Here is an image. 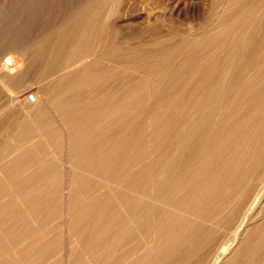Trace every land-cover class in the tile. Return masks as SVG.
Returning a JSON list of instances; mask_svg holds the SVG:
<instances>
[{"label": "rangeland", "instance_id": "rangeland-1", "mask_svg": "<svg viewBox=\"0 0 264 264\" xmlns=\"http://www.w3.org/2000/svg\"><path fill=\"white\" fill-rule=\"evenodd\" d=\"M75 1L83 2V0H75ZM118 1L120 3V6H119V4H116ZM221 1L222 0H110V1L104 0L103 7L105 6V8H103V11H105L106 14L111 12V14L109 13L106 17V19L109 20L108 22L110 24V28L105 33V36L107 38L106 44H108L107 45L108 48L113 47V45L110 46L108 40H110L112 38L113 34H116V40L114 42L115 43L114 45L120 47L122 44H124L121 46V48H122L121 51L125 52L126 56L128 55V56L136 57L135 58L136 61H135L134 65H132V64L127 65V64H124L123 61H118V60H115L114 62H112L110 59L102 58L101 52L99 53L95 49H94L95 51L93 50V52H91L90 55L84 56L81 54L79 57V61H77L76 60V57H77L76 54L78 52V49H76V48L71 49L69 52L70 53L69 56L74 61V62L72 61L71 64L74 66V68L85 69L86 73L84 75L86 76L85 78H87V73L90 70L91 63L96 61V59H99L100 63L98 64V66L94 67L96 69V71L92 70L91 76H92V80H94L95 83L99 85V88L100 87L101 88L99 91H96L95 94H91L92 97L93 96L100 97L101 95L104 96L105 93L107 95H112L114 93H115V95H117L118 91H122L123 96L125 94H127V95L128 94L139 95L140 92H143V91L144 92L146 91L147 94L150 92V96L146 97L147 101L145 100L144 102H142L141 106H139V108H140V109L138 108L139 112L138 111L135 113L133 112V114L134 115L138 114L139 116H141V115L144 116L147 113L146 114L147 116H150V115L159 116L162 119V121L164 122V124L168 125V126L165 125L168 130H167V132H165L161 135L160 130L159 131L156 130L155 127H151L148 129L149 121L151 119L149 120L150 117L144 116V118H142V119H143V121L145 120V128H144L145 130H143L144 132L140 131V133L138 134L139 137H137L138 145L141 146V150L137 156L139 160L137 161L136 159H134V157L132 156L133 152L128 151L126 149V147L120 148L121 151L119 150L120 151L119 154L114 156V158L112 160L107 161L106 165H102V167H100V170L97 173H94L93 175L89 174V177L91 179H93L94 181L96 180V182L98 184H101V185L97 191H95L93 193H87V194L80 191L79 185L74 182L73 175L71 177V174L76 173L78 171V168H80V167H78V166L76 167L75 165H73L71 163L72 162L71 160L73 159V154H71L69 151L70 150V142H69L68 137H67L68 134H67V132H65L66 129L64 130L63 133L58 134L59 135L58 141L59 142L61 140L62 141L60 142L59 146H57V147L53 146L48 141L51 139V136L45 135L42 133V131H40V130L37 131V129H35L33 131L35 133L34 134L35 135L34 141L30 142L31 145H29L30 143L26 144L27 146L25 145V147L30 148V149L29 150L20 149L21 151L20 150H17V151L14 150V152H13V150L12 151L11 150L6 151V149H4V148H6L5 146H6V143L8 142V139H6V138L7 137L9 138V135L6 133V130H2V132L0 134V160L3 159L2 158L3 156H4V159L1 162L2 164L0 163L1 164L0 165V172H2V173H0V183L2 184V185L0 184V202H4L6 200L12 199L15 196L13 198L14 200L16 198H18L20 200V198H21L22 200L20 201L21 202L20 205L26 206V204H24V205L22 204L23 203L22 193L20 194L18 192L20 191V188L22 191V187H23L24 191L26 190L25 192H27L29 187H31L32 184H33L32 186H34L36 183L38 184V186H40V185L44 186L43 185L44 183H45V185L49 184V187L58 186V191L56 192L55 190L50 189V190L45 191L44 195L42 196V198H44V201H52V203H50V209H48V211H45L46 216H43L41 214H36V215L34 214L33 215L31 213H24L23 214L22 217H23V219H24V217L26 218L27 223L19 224L21 227L18 226L17 229L15 230L16 232L13 231L17 235L13 232L9 233L7 230L9 227L13 228L15 226V223H17L18 218L21 217V214L13 213V214L8 215L5 212H2V213L0 212V215H1L0 216V232H2V233H0V249H1L0 253H2V254H0V264H7V263H5V262H7V260L10 262L12 261L11 264H25V262L23 260H27V259H29V263H30L32 261H35L38 258V255L34 254L33 252L35 250H37L39 252L40 248H43L46 251H49V250H52L53 252L55 251L53 253L52 257L49 258V260L47 261L48 264L49 263L50 264H53V263L54 264H72L76 258L80 257V255H82L81 259H84V261L86 262L89 258H87L88 257L87 253L82 251L83 250V242L80 239H78L77 234L85 233L87 228L85 226L76 224V221L73 220V219H75V215H74L75 211L78 210L79 208H81V209L87 208V210H89V212L86 213L87 218L89 217L88 220H90V222L93 224V227H95V228L99 227L98 230H99L101 236H99V238H97L98 242L102 241L103 238H109L110 242L116 241V239H118L119 236L123 235V231H122L123 225H125V226L132 225L133 228L136 226L134 223H132L130 221L127 222L126 217H128V213L126 211L127 210L126 208H127L128 203H126L121 198H119L120 195L118 196L119 193H117V192H125V194L127 196H128V194L131 193L129 186H128V183L121 184V181H124V180L128 181L129 178H132V177H134L133 179L139 180L140 184L146 185L149 192L152 189V187H151L152 184H154V186L156 187L159 184L166 183L168 188L166 189V192H160V195L166 197L170 203L173 201L172 202L173 204L176 202L179 205V207L181 205V212H182L181 215L182 214L185 215L184 213H187L188 215H185V216H187L189 219L194 218L195 215H193V214L195 212L200 213V215L204 216V218H210V215L212 212L219 210L217 217H219L220 215H221V217L218 218V221L216 222L217 224L215 226V227H218V226L219 227L216 228V230L214 229V233L219 239H220V237L223 236L222 241L223 240L224 241L223 242L220 241L221 243L219 242L218 246L221 245V246H224V248L225 247L230 248L229 251L227 252L228 255L226 254L225 258H222L223 260L221 259L225 263H229L234 259L237 250L248 239L247 235L249 234V232L252 229L264 228V200H263V204L261 205L262 207H260V209H258V210L256 208V210H255L256 212L253 211L250 214V218L249 217L247 218V215L238 216V214H235V216L233 217V220L231 222H229L230 220L228 218L226 219V217L228 215H229L228 217H230L231 215L233 216V214H230V213H232L231 212L232 209L229 206L230 205V203H229L230 197L233 196V192H232L231 187L235 183V180L238 178H241V174H243V172L248 170L247 169L248 167L256 168V170L260 168L259 171H261V182L259 184L260 185L259 191L262 193L259 195V197L262 196L264 198V188H263L264 187L263 186V184H264V173H263L264 172V164H263L264 163V147H263L264 146V51H263L264 45L262 43L260 45L256 43L258 37L260 38L262 36V33L264 36V31L261 30L260 23L258 21L261 18V14H260L261 4L259 3V0H237V1L226 0L227 2H225L223 5H219V3ZM234 4H235V6H234ZM116 6H117V9H116ZM118 6H119V8H118ZM113 7H114V9H113ZM111 9H113V10H111ZM241 11H242V13H241ZM5 14H6V7L4 4V0H0V30L3 29L5 26V23H4ZM115 14H117V15H115ZM246 19L251 20V22L246 23ZM47 22L48 21H44L43 27H41L40 32H39L40 34L47 33L46 29L49 27ZM225 22H227L228 24H231L230 22H232V24L233 23L237 24L235 31L223 34L224 35L223 39H224V41H226V42H224V43H226L225 44L226 46L224 48H227V47L232 48L233 47V49L236 50V53L232 54V55L225 53V56L222 57V59L217 64V67L219 68V74L220 75L218 77H212V78L210 77L209 78L210 82L214 83V88L217 87L214 90V92L212 91L211 94L207 98L201 99V100H198L196 95L194 94V98L189 97L191 102L189 101L188 104H183V98L188 94L190 95L194 91L196 86H198L200 84L199 73L204 72V70H207L208 67L212 66L211 60L215 57V55H220V52L218 51L217 54H215L216 49L207 50V49L193 48L192 42H187V44L179 46L178 45L179 40L182 39V37H184V36L189 37L190 40H193V39L198 40L199 38L203 39L204 37H206L207 35L210 34L209 31L211 29H214V28H216L215 30L222 29L225 26ZM52 23H54V22H52ZM55 24L57 25V23H55ZM200 29H202L203 31ZM248 29H250V30H248ZM117 34H118V37H117ZM182 35H184V36H182ZM126 45H128V46H126ZM138 48L148 50V51H150V54H148L147 57H143L138 53V51H139ZM250 50H253V52L249 58L248 52ZM221 51H222V53L225 52L223 48L221 49ZM15 56L18 57V54L17 55L15 54ZM85 61H86V63H85ZM156 63H157V65H156ZM203 66H205L204 69H203ZM135 68H137V69H135ZM98 71H100V72H98ZM108 71L111 72V74L114 73L113 74V80H111V81H106L104 78H101L102 75L106 74ZM258 71L261 72V75H259ZM116 72H118V73H116ZM97 73H98V75H97ZM160 74H162L163 76ZM115 75L117 76L116 78H115ZM195 75H196V77H195ZM136 76L137 77L141 76V77H139L137 79ZM156 77H157V79H156ZM100 79H102V80H100ZM131 80H132V82H131ZM209 80H207V81H209ZM28 82H27L28 84L26 83L27 84V86H26L27 87V93L26 94H29V95H27V97H29L30 100H33L34 99L33 98V93H34L33 89H39L40 85H39V82H37L35 80L33 81V79H31ZM112 82H113V84H111ZM117 83L120 87L117 85ZM119 83H121V84H119ZM156 83H158V84H156ZM155 84H156V86H155ZM153 85H154V87H153ZM250 85H252V86H250ZM147 86L150 88L148 89ZM33 87H35V88H33ZM122 88H125V89H122ZM147 89H148V91H147ZM169 89H172V90L170 91ZM163 90L166 91V94H164V96L162 95ZM187 90H188V92H186ZM216 90H218V91H216ZM7 91L4 88L2 89L3 96L0 99V109L8 107V106H10V107L14 106V103H15V100L13 98L14 93L11 91H9V92H7ZM125 92H127V93H125ZM184 92H185V95H184ZM153 93H158V95L153 97L151 95ZM160 93H161V95H160ZM115 95H113V96H115ZM158 98L159 99L161 98V99L159 100ZM165 98H166V100L168 99L167 100L168 103H167V101H165ZM191 98H192V100H191ZM20 100L23 101L22 98ZM123 101L125 103V102H128L129 99L124 98ZM154 101H155V103H154ZM163 101H164V103H163ZM197 101H200V103H198ZM234 101L236 102L235 106L233 105ZM149 102H151V103H149ZM157 102H159V103H157ZM23 103H24V101L22 102V104ZM144 103H146V104H144ZM181 104H182V106H180ZM156 105H157V107L158 106L159 107L157 108ZM168 107L170 110H167ZM192 107H194V108H192ZM144 109H145V112H142ZM176 110H177V112H175ZM161 111H163V112H161ZM126 112H128V113H126ZM196 112H198V113L196 114ZM124 113H126L127 115ZM182 113L185 114V116L190 114L189 116H187V122L190 119L189 122L191 121L190 122L191 124L190 123L186 124V126L182 125L183 123H181V118H180ZM133 114L129 110L123 112V120L125 118V121H123V125L121 127H119V128L117 127L118 130L121 129L120 136L123 135V132H126L125 134H129L130 131L134 127L139 125L138 120L132 119V117L134 116ZM0 115H1V113H0ZM126 116H127V118H126ZM172 117H173V119H172ZM192 118H194V119L192 120ZM201 118L205 122H209V124L212 126L215 124H218V123H224L223 126L221 127L222 130H220V133H221L220 136H222L228 140H234L235 142H234V144L232 143L230 145L231 146V152L230 153H229V151L226 150L227 146H221L220 148L206 150L205 158H209L211 155L212 156L218 155L220 157L216 162H214L213 166L208 170L207 174H205V176H203L201 178L200 186H198L194 191L192 190L191 193H188V192H185V188H186L185 185L189 182L187 180H191L192 178L195 177L194 173H195L196 169H193V168L198 167L201 163L195 164V165L189 164L188 166L181 167V165L179 164V158L181 155V150H179L177 148V146L175 147L174 143H176V142L179 143L178 140L181 139V133H183V132L193 133L194 128L196 127V126H194V123L198 119H201ZM182 122H184V121H182ZM173 124H174V126H173ZM257 124H259V125H257ZM170 125H171V127H170ZM175 126H177V127H175ZM130 127H131V129H130ZM186 127L188 128V130L183 131ZM251 130H253L252 133L250 132ZM145 131L147 132V135H145V133H146ZM247 131L249 133H247ZM121 132H122V134H121ZM255 132H257V133L255 134ZM168 133H170V134H168ZM222 133H224V134H222ZM143 134L146 137H144ZM245 134L248 137H250V140L247 136L245 137ZM242 136H243V138H242ZM156 137H157V139H156ZM3 138H5V139H3ZM254 138H257V140L259 139L258 143L256 145H250L254 141ZM115 140L116 139L112 140L111 143H109L108 147L106 146V153H111L113 151L112 149H114L118 146V143H120V142H118L117 140L115 141ZM40 142H42L41 146L39 144ZM10 143H11V141H10ZM67 143H68V145H67ZM37 144H38V146H37ZM257 145H259V146H257ZM121 146H122V143H121L120 147ZM237 146H239V147H237ZM245 146H246V148H248L246 151L244 149ZM48 148H50V152H48L49 151ZM161 148H162V150H161ZM35 149H36V151H35ZM39 149H40V151H39ZM238 149L240 150V152ZM30 150L32 152H35V153H33V155L36 154L35 158L37 157L38 159H41V158L43 159V156L47 157L44 160H47L49 158L50 162H53L52 164L54 165L56 170L58 172L61 171V172H59V175H58V177H61L60 180L57 177L56 179L53 178L52 179L53 182H52V180H49L46 177H39L36 181H33L31 183L27 182L26 186H23V185H25L24 179L27 178L32 172L36 171L39 166L34 165V167H35L34 168L33 165L29 164L26 166V168L23 169L20 167V164H18L17 166H12V167H7V164H8V162L9 163L13 162V160H15L17 157H19L20 156L19 154H21L22 151L25 153V152L30 151ZM1 151H3V152L6 151V153L4 152L5 153L4 154ZM19 151H20V153H19ZM37 151H39V152H37ZM43 151L48 152V153L43 154ZM65 151L67 152V154ZM157 152H159V153L156 154ZM16 153L17 154L19 153L18 154L19 156ZM41 153H42V155H41ZM256 153L259 154V157L256 158L257 162H255L256 160L254 157V154H256ZM13 154H15V156H12ZM228 154H229V156L231 154H235V156L237 155L236 158H238V159H234V160H232L233 161L232 163L231 162L228 163V162H226V157ZM248 154H249V156H248ZM258 154H256L255 156H257ZM240 155H241V157H240ZM245 155H247V159L244 161L243 160L241 161L240 159L243 158ZM9 157H11V158L9 159ZM59 158H60V160H59ZM66 158L69 161L68 163L66 162ZM115 160H117V161H115ZM219 160L222 161L224 164L222 165V162L220 163ZM251 160H253V161L250 162ZM64 162H66V163H64ZM226 163L228 166H226ZM237 165H239L240 167ZM69 166L72 169V173L65 175V172L63 169H65L66 167H69ZM19 167H20V169H19ZM74 168H75V170H74ZM4 169H6V170H4ZM134 169H136V170H134ZM108 170H110V172ZM103 171H104V173H103ZM143 171L144 172L147 171L146 174H144ZM182 171H184V173H182ZM5 172H7V173H5ZM13 172L14 173L16 172V174H14ZM140 172H142L141 176H140V174H141ZM226 172H228V173H226ZM98 173H99V175H98ZM2 174H4V175L2 176ZM5 174H7V175H5ZM218 174H221V175H218ZM234 174H236V175L234 176ZM191 175L192 176L194 175V176L192 177ZM40 176H44V175H40ZM105 176H107V177L105 178ZM142 176H144V177H142ZM1 177H2V179H1ZM140 177H142V179H140ZM157 177H159V178H157ZM218 177H221L222 184L220 182L219 185H214ZM108 178H109V180L111 179L110 181H113V182H110L112 187L111 188H104L105 185H102V184H104V181L105 180L107 181ZM198 178L199 177H196L193 180H197ZM230 178H232V180ZM97 179H99V180H97ZM21 181H23V182H21ZM56 181H58V182H56ZM113 183L116 184V186ZM8 187H10V188H8ZM199 187H201V188H199ZM210 187H211V190H210ZM198 189H200V190H198ZM261 189H263V190H261ZM203 190L205 191L204 193H203ZM200 191L202 192V197H201ZM199 192H200V194H199ZM4 193H6V194H4ZM59 193H60V195H59ZM158 193H159V191H158ZM177 193H179L178 196H177ZM131 194H133L139 200H145L147 203H153L152 202L153 198H151V196H153L157 193L151 194V192H150L149 198L147 197V194L144 195L141 190H138L135 193H131ZM192 194H194L195 196ZM52 195H53V198L50 200L49 198H51ZM68 195L70 198L68 197ZM198 195H200L199 198H198ZM211 195H212V197H211ZM18 196H20V197H18ZM72 196H74L77 199L80 198L79 200L76 199L78 201L77 202L78 205L76 206L75 211L70 209V206L68 205V204H70V202L72 200V198H71ZM101 196H105V197L107 196V197L106 198L102 197L101 199L97 200V197L99 198ZM192 196H194L195 199H193ZM5 197H7V199ZM47 197H48V199H47ZM134 199H136V198H134ZM2 200H4V201H2ZM197 200L199 202H197ZM202 200H204V201H202ZM89 201H91V202H89ZM187 201L188 202L192 201L195 205L196 204L197 205L203 204V207L201 206V208L197 209L196 211H190L191 213L185 212V204L187 203ZM108 202H110V203H108ZM66 203H68V204H66ZM56 205H57V207H56ZM63 205H64V207H63ZM94 205H95V207H93ZM65 206H67V207H65ZM68 206H69V208H68ZM228 207L230 208L229 209L230 211L227 210ZM55 208H57V209L59 208V210L60 209L61 210L60 211L55 210ZM124 208H125V210H124ZM97 209L98 210L100 209V210L98 211ZM90 210H92V211L90 212ZM66 211H69L70 215H69V212L67 213ZM111 212H112V214H111ZM172 212L173 211L170 209L167 210V216L166 217L169 218V221L170 220L174 221L175 219L173 218V216L178 215L177 211H175V213H177V214H175L174 212L172 213ZM63 213H65V214H63ZM117 214H121L125 218V222H126L125 224L122 225V224H119L118 222L114 221L113 223L109 222V224H105L103 226L104 220H106L107 218L114 219V218H116ZM73 215H74V217H72ZM66 216L68 217L67 219H66ZM244 216L246 217V221H245L246 223H244V224L242 223L241 228H240L239 223H241V221H239V220L245 218ZM71 217H72V219H71ZM225 219H226V221H225ZM95 221H96V223H95ZM22 222H23V220H22ZM227 222H229V223H227ZM165 223H166V221L164 223L162 222L163 225H165ZM176 223H179V221H176ZM42 224H44L45 226ZM223 224H224V226H223ZM252 224L254 225V228H253ZM30 225H31V228H30ZM242 225L244 226V228H242L243 227ZM62 226H64V227H62ZM67 226H68V228H67ZM221 226L223 228H221ZM25 227L26 228L29 227L26 230H28L29 232H32L31 234L28 233L30 236L28 234H26V231L24 230ZM64 228H65V230H64ZM130 228H131V226H130ZM207 228H209V227H207ZM2 229H5V230H2ZM66 229H69L70 232L67 231ZM204 230L205 229H203V231ZM230 230H232V231H230ZM238 230H240L241 232ZM198 231H199V228H197V226L185 224L184 221H181V227H177V228H172L169 226L168 227H161V226H159V224H151V225H149V228H144L142 230H140V229L135 230L134 229L133 239L135 238V241L132 239L131 243H129V244L133 245L136 241H140L141 239H145V240L148 239L150 243H153V240H154L153 245L150 244L151 247H154V245L158 246L159 245L158 243H161V242L163 243L164 247L169 246V245L170 246L171 245H174V246L181 245V252H182L190 243L195 244L197 242L196 235H198ZM235 231H236V234L234 233ZM237 231L240 232L239 235H238ZM41 232H43V233H41ZM67 232H68V234H67ZM154 232H155V235H154ZM49 234H52V235L48 236ZM64 234H65V236H64ZM211 235L214 236L213 233ZM16 236H17V238L15 239ZM230 237L233 240H231ZM238 237L240 240L238 239ZM4 238H6L7 240H5ZM27 238H28V240H27ZM73 238H76V240ZM168 238H169V240H168ZM224 238H226V239H224ZM160 239H161V241H160ZM8 240H10V241H8ZM11 240L12 241L14 240V241L12 242ZM25 240H27V241L25 242ZM69 240L71 241V242H69L70 244L68 243ZM235 240L237 243L235 242ZM76 241H78V242H76ZM8 242H10V244ZM74 242H76L78 245L77 244L75 245ZM65 243H66L67 247H65ZM230 243H231V246L228 245ZM6 244H7V246H5ZM55 244H56V246H54ZM225 244H226V246H225ZM233 244H235V245H233ZM14 245H16V246H14ZM19 246H22V247L19 248ZM77 246H78V248H77ZM70 247H71V249H70ZM72 247H74L73 251H72ZM15 248H19L18 249L19 253L16 254L14 252ZM222 248L223 247H221V250H222ZM178 249H179L178 247L173 248L171 254L172 255L178 254ZM66 250H67V253H66ZM13 253H15V254H13ZM118 253H120V252H118ZM10 256L12 258L11 260L8 258ZM13 256H15V258ZM85 256H86V258H85ZM228 257H230V258H228ZM53 258H54V260H53ZM68 259H70V260H68ZM148 259H149L150 263H151V261L156 262V260H157L155 255L149 257ZM153 259H155V260H153ZM52 260L54 262H52Z\"/></svg>", "mask_w": 264, "mask_h": 264}, {"label": "bare ground", "instance_id": "bare-ground-1", "mask_svg": "<svg viewBox=\"0 0 264 264\" xmlns=\"http://www.w3.org/2000/svg\"><path fill=\"white\" fill-rule=\"evenodd\" d=\"M232 1H237V0H232ZM225 2H227V1L222 0L219 3V5H223ZM103 3H104V0H83V2H78L75 0H4V4L6 7V14L4 16L5 26L3 29L0 30V35H1L0 36V99L3 96L2 89L4 88L6 91L8 90L7 92L11 91L14 93L13 98L15 100L13 107L8 106V107L0 109V113H1V115H0V134H1L2 130H6V133L9 135V138L8 137L6 138V139H8V142L6 143V146H5L6 148H4V149H6V151L7 150L12 151L13 150V152H14V150L17 151L20 149L29 150L30 148L25 147V145L34 141V139H35L34 134L35 133L33 131L35 129H37V131L38 130L42 131V133L45 135L51 136V139L48 141L53 146L57 147V146H59L60 142L62 141V140L60 142L58 141L59 140L58 134L63 133L64 130L66 129L65 132H67V134H68L67 137H68V140L70 142V150L69 151L71 154H73V159L70 157L72 159L71 163L73 165H75L76 167L78 166L80 168H78V171L74 174L72 173V169L70 166L66 167L63 170L65 172V175L72 173L71 177L73 175L74 182L79 185L80 191H82L86 194L87 193H93V192L97 191L101 185V184H98L96 182V180L94 181L93 179H91L89 177V174L93 175L94 173H97L100 170V167H102V165H106L107 161L112 160L114 158V156L119 154V152L121 151L120 148L126 147V149L128 151L133 152L132 156L134 157V159H136L137 161L139 160L137 156L141 150V146L138 145L137 137H139L138 134L140 133V131L145 130L144 129L145 128V120L143 121V119H142V118H144V116L150 117L149 120L151 119L150 121L148 120L149 121L148 129L151 127H155L156 130H158V131L160 130L161 135L163 133L167 132V130H168L167 127L165 126L167 124H164V122L162 121V119L159 116H156V115L147 116L146 115L147 113L144 116H142V115L139 116L138 114H135V115L133 114V112L134 113L137 111L139 112V110H138L139 106H141L142 102H144L146 100L147 96H150V92L147 94L146 91L145 92L143 91V92H140V94L138 93L139 95H135V94H133V95L128 94L127 95V94H125L126 96L125 95L123 96L122 91H118L117 95H115V93L112 95H107L105 93L104 96L101 95L100 97H98V96L92 97L91 94H95L96 91H99L101 88V87L99 88V85L96 84L94 80H92V76H91L92 70L96 71V69L94 67L98 66V64L100 63L99 59H96V61L91 63L90 70L87 73V78H85L86 76L84 75L86 73L85 69L74 68V66L71 64L73 59L69 56V54H70L69 52L71 49L76 48V49H78V52L76 54L77 55V57H76L77 61H79V57L81 54L84 56L90 55L91 52H93V50L95 49L97 52H99V53L101 52L102 58L110 59L112 62H114L115 60H118V61H123V63L127 64V65H130V64L134 65V63L136 61V59H135L136 57L128 56V55L126 56L125 52L121 51L122 50L121 46L124 44H122L120 47L114 45L115 44L114 42L116 40V34H113L112 38L110 40H108L110 46L113 45V47L108 48V46H107L108 44H106L107 38L105 36V33L110 28V24L108 22L109 20L106 19V17L109 13L111 14V12L106 14V12L103 11V8H105V6L103 7ZM259 3L261 4V8H260L261 18L258 21L260 23L261 30L264 31V0H259ZM116 4H119V6H120L119 1ZM235 4H234V6H235ZM119 6H118V8H119ZM113 9H114V7H113ZM113 9H111V10H113ZM116 9H117V6H116ZM241 13H242V11H241ZM115 15H117V14H115ZM44 21H48L47 24L49 27L46 29L47 33L40 34L39 32H40L41 27H43ZM52 22H54V23H52ZM249 22H251V20L246 19V23H249ZM55 23H57V25ZM230 23L231 24H228L227 22H225V26L222 29H217V30H215L216 28L211 29L209 31L210 34L207 35L206 37H204L203 39L199 38L200 40L199 39L198 40H196V39L190 40V38L187 36H184L185 35L184 34V35H182L184 37H182V39L179 40V43H178L179 46L185 45V44H187V42H192L193 48L207 49V50L216 49L215 54H217L218 51L220 52V55H215V57L211 60L212 66L208 67L207 70H204V72L199 73L200 84L198 86H196V88L194 89V91L190 95L188 94L183 98V104H188V102L190 101L189 97L194 98V94L196 95L198 100L205 99L211 94L212 91L214 92V90L217 88V87L214 88V83L210 82L209 78L210 77L211 78L212 77H218L220 75L219 74V68L217 67V64L222 59V57L225 56V53H228L230 55L236 53V50L233 49V47L232 48H228V47L224 48L226 46L225 45L226 43H224V42H226V41H224V39H223L224 38L223 34L235 31V28L237 26L236 23H233V24H232V22H230ZM200 30H202V29H200ZM248 30H250V29H248ZM117 37H118V34H117ZM256 43L259 45L262 43L264 45L263 33H262V36L260 38L258 37ZM126 46H128V45H126ZM222 48L225 51L223 53L221 51ZM138 50H139L138 53L143 57H147L148 54H150V51H148V50H144L142 48L141 49L138 48ZM252 52H253V50H250L248 52L249 58H250V55L252 54ZM15 54L16 55L18 54V57L15 56ZM85 63H86V61H85ZM156 65H157V63H156ZM204 68H205V66H203V69ZM135 69H137V68H135ZM98 72H100V71H98ZM116 73H118V72H116ZM113 74H111V72L108 71L106 74L102 75L101 78H104L106 81H111V80H113ZM97 75H98V73H97ZM160 75H162V74H160ZM259 75H261V72H259ZM141 76H139V77H141ZM116 77L117 76L115 75V78ZM139 77H137V79ZM195 77H196V75H195ZM31 79H33V81L35 80V81L39 82V85H40V87L38 86L39 89H33V92H34L33 93V98H34L33 100H30L29 97H27V95H29V94H26L27 93V87L26 86L29 83L28 81H30ZM156 79H157V77H156ZM100 80H102V79H100ZM207 80H209V81H207ZM131 82H132V80H131ZM111 84H113V82ZM119 84H121V83H119ZM156 84H158V83H156ZM156 84H155V86H156ZM117 85H118V83H117ZM250 86H252V85H250ZM153 87H154V85H153ZM33 88H35V87H33ZM149 88L150 87H148V89ZM122 89H125V88H122ZM148 89H147V91H148ZM169 90L171 91L172 89H169ZM216 91H218V90H216ZM186 92H188V90ZM125 93H127V92H125ZM164 94H166V91L163 90L162 95L164 96ZM113 95H115V96H113ZM151 95L153 97H155L156 95H158V93H153ZM160 95H161V93H160ZM184 95H185V92H184ZM21 98L24 101L23 104H22L23 101L20 100ZM124 98L129 99V101L124 103V101H123ZM192 98H191V100H192ZM167 100L165 98V101H167ZM197 102L200 103V101H197ZM146 103H144V104H146ZM149 103H151V102H149ZM154 103H155V101H154ZM157 103H159V102H157ZM163 103H164V101H163ZM167 103H168V101H167ZM235 104H236V102L234 101L233 105L235 106ZM180 106H182V104ZM156 107H157V105H156ZM192 108H194V107H192ZM127 110L132 112V114L134 115V116L132 115L133 116L132 119L138 120L139 125L134 127L130 131L129 134H125L126 132H123V135L120 136L121 129L118 130L117 127L119 128L123 125V121H125V118L123 120V112H125ZM167 110H170L169 107L167 108ZM142 112H145V109ZM161 112H163V111H161ZM175 112H177V110ZM126 113H128V112H126ZM126 113H124V114H126ZM197 113L198 112H196V114ZM189 115H187V116H189ZM187 116H185V114H183V113L181 114V117L179 116L181 118V123H183L182 124L183 126H186V124H189L191 122V121L189 122L190 119L187 122ZM173 117H172V119H173ZM126 118H127V116H126ZM193 119L194 118H192V120ZM182 121H184V122H182ZM223 124L224 123H218V124H215L212 126L209 124V122H205L202 118L198 119L194 123V126H196V127L194 128L193 133H191V132L181 133V139L178 140L179 143L178 142L174 143V146L175 147L177 146V148L179 150H181V155L179 158V164L181 165V167L188 166L189 164L195 165V164L201 163L198 167L193 168V169H196L195 173H194L195 174L194 178H196V177H199V178L197 180H193L194 178H192L191 180H187L189 182L185 185L186 186L185 192L191 193L192 190L194 191L198 186H200L201 178L203 176H205V174H207L208 170L213 166L214 162H216L219 159L220 156H218V155H213V156L211 155L209 158H205L206 150L220 148L221 146H227L228 149L226 148V150L229 151V153L231 152V146L230 145L232 143L234 144L235 141L234 140H228V139L220 136V134H221L220 130H222L221 127L223 126ZM257 125H259V124H257ZM173 126H174V124H173ZM131 127H130V129H131ZM170 127H171V125H170ZM175 127H177V126H175ZM185 130H188V128L186 127L183 131H185ZM252 131L253 130H251L250 132L252 133ZM247 133H249V132L247 131ZM256 133L257 132H255V134ZM121 134H122V132H121ZM168 134H170V133H168ZM222 134H224V133H222ZM145 135H147V132L145 133ZM145 135H144V137H146ZM246 136L247 135L245 134V137ZM242 138H243V136H242ZM248 138L250 140V137H248ZM3 139H5V138H3ZM114 139H116L120 143H118V146L116 148L112 149L113 151L111 150L112 151L111 153H106V146L108 147L109 143H111V141ZM156 139H157V137H156ZM258 140H257V138H254V141L250 145H256L258 143ZM10 141H11V143H10ZM121 143H122V146L120 147ZM39 144L41 146L42 142H40ZM29 145H31V143ZM67 145H68V143H67ZM37 146H38V144H37ZM257 146H259V145H257ZM237 147H239V146H237ZM48 149H49L48 152H50V148H48ZM244 149L246 151L248 148H246V146H245ZM161 150H162V148H161ZM6 151H4V152L6 153ZM20 151H19V153H20ZM30 151H27L25 153L22 151L21 154L18 153L20 156L16 153L19 157H17V158L15 157L16 159L13 160V162H11V163L8 162V164H7V167L17 166L18 164H20V167L23 169L26 168V166L29 164L33 165V167H34V165L39 166L36 171L32 172L27 178L24 179L25 185H23V186H26L27 182L31 183L33 181H36L39 177H46L49 180H52L53 178L56 179L59 175V172H61V171L58 172L56 170V168L52 164L53 162H50L49 158L47 160H44L45 158H47L46 156L45 157L43 156V159L42 158L38 159L37 157L35 158L36 154L33 155V153H35V152H32V151L30 152ZM35 151H36V149H35ZM39 151H40V149H39ZM39 151H37V152H39ZM1 152H3V151H1ZM48 152L43 151V154L48 153ZM239 152H240V150H239ZM158 153L159 152H157L156 154H158ZM66 154H67V152H66ZM235 154H231L230 156L228 154L226 157V162L232 163L233 162L232 160L238 159V158H236L237 155L235 156ZM256 154H258V153H256ZM256 154H254V157L256 160L255 162H257L256 158L259 157V154L257 156H255ZM41 155H42V153H41ZM12 156H15V154H13ZM248 156H249V154H248ZM11 157H9V159ZM240 157H241V155H240ZM2 158L4 159V156ZM3 159L0 160V163L3 161ZM246 159H247V155H245L240 160L244 161ZM59 160H60V158H59ZM115 161H117V160H115ZM252 161L253 160H251L250 162H252ZM66 162L67 163L69 162L67 160V158H66ZM66 162H64V163H66ZM221 162L222 161H220V163ZM223 164L224 163L222 162V165ZM226 166H228L227 163H226ZM237 166H239V165H237ZM20 167H19V169H20ZM247 169H248L247 171H245V172H243V174H241V178H238L235 180V183L231 187L232 192H233V196L230 197V200H229L230 205L229 206L232 209V211H231L232 213H230V214H233V216L231 215L230 217H228L229 216L228 215L226 217V219L228 218L230 220L229 222H231L233 220V217L235 216V214H238V216L247 215V218L248 217L250 218V214L253 211H255L256 208L258 210V209H260V207H262L261 205L263 204L264 198L262 196L259 197V195L262 193L259 191L260 190L259 184L261 182V171H259L260 168L256 170V168L248 167ZM4 170H6V169H4ZM74 170H75V168H74ZM134 170H136V169H134ZM108 171L110 172V170H108ZM146 172H144V174H146ZM0 173H2V172H0ZM5 173H7V172H5ZM103 173H104V171H103ZM140 173H141L140 174V176H141L142 172H140ZM182 173H184V171H182ZM226 173H228V172H226ZM14 174H16V172ZM3 175L4 174H2V176ZM5 175H7V174H5ZM40 175H44V176H40ZM98 175H99V173H98ZM218 175H221V174H218ZM235 175L236 174H234V176ZM144 176H142V177H144ZM106 177L107 176H105V178ZM142 177H140V179H142ZM58 178L60 180L61 177H58ZM133 178L134 177L129 178L128 181H125V180L121 181V184L128 183V186H129L131 193H135L136 191L141 190L144 195L147 194L148 198H149L150 192H151V194L152 193L153 194L157 193V194L151 196V198H153L152 199L153 203H147L145 200L137 199V197H135L130 192H129L130 194H128V196L125 194V192H117V193H119L118 196L120 195L119 198H121L123 201L128 203L127 208H126L127 209L126 211L128 213V217H126L127 222L130 221V222L134 223L136 226L133 228L132 225H130L131 226V228H130V226L123 225L126 222H125V218L121 214H117L116 218H114V219L107 218L106 220H104L103 226L105 224H109V222L113 223L114 221L123 225V230H122L123 235L119 236L118 239H116V241L110 242L109 238H103L102 241L98 242L97 238H99V236H101L100 232L98 230L99 227L98 228L93 227V224L90 222V220H88L89 217L87 218L86 213H88L89 210H87V208H82V209L79 208L78 210L75 211L76 206L78 205L77 200H79L80 198L77 199L74 196H72L71 197L72 200H71L70 204H68L69 202L66 203L70 206V209L75 211V213H74L75 219H73V220L76 221V224L85 226L87 228L85 233H83V234L80 233L77 235H78V239H80L83 242V250L82 251L87 253V256H88L87 258H89V259L85 262L84 259H81L82 255H80V257L76 258L72 264H264V228L257 229V228H254V225L252 224L254 229H252L249 232V234L247 235L248 239L237 250L234 259L229 263H225L224 261H222L223 260L222 258H225L226 254L230 248H228V247L224 248V246H221V245L218 246L219 242L222 241L223 236L220 237V239H219L214 233V229L216 230V228L219 227V226L215 227L217 224L216 222L218 221V218L221 217V215L219 217H217L219 210L212 212L211 215L209 214L210 218H204V216H201L200 213L195 212L193 214V215H195L194 218L189 219L187 216H185V215H188L187 213L183 212L185 215H183V214L181 215V213H182L181 212V205L179 207V205L176 202L173 204L172 203L173 201L170 203L166 197L160 195V192H166V189L168 188L166 183L159 184L156 187L154 186V184H152V186H151L152 189L149 192L146 185L140 184L139 180H136ZM157 178H159V177H157ZM1 179H2V177H1ZM230 179L232 180V178H230ZM97 180H99V179H97ZM110 180L108 178L107 181L106 180L104 181V184H102V185H105L104 188H111L112 187L110 182H113V181H110ZM21 182H23V181H21ZM52 182H53V180H52ZM56 182H58V181H56ZM220 182H221V177H218L214 185H219ZM36 184L34 186H32L33 185L32 184L31 187H29V189L27 190V192H25L26 190L24 191L23 187H22V191L20 188V191L18 192L20 194L22 193V198H23L22 204L23 205L26 204V206L24 205L25 207L20 205L21 204L20 201L22 200L21 198H20V200L18 198H16L17 200L13 199L15 196L12 199H9L6 201L2 200L4 202H0V212L1 213L5 212L8 215L13 214V213L21 214V217L18 218V221H17V223H15V226L13 228L12 227L8 228L7 231L9 233L15 231L17 229V227L20 226L19 224L27 223L26 218L24 217V219H23V217H22L24 213H31L33 215L34 214L35 215L41 214L43 216H46L45 211H48V209H50V203H52V201H44V198H42V196L44 195L45 191L50 190V189L55 190L57 192L58 186L49 187V184L45 185V183L43 184L44 186H41V185L38 186V184L37 185ZM221 184H222V182H221ZM114 185L116 186V184H114ZM263 186H264V184H263ZM8 188H10V187H8ZM199 188H201V187H199ZM198 190H200V189H198ZM204 190H203V193L206 191V190L205 191ZM210 190H211V187H210ZM261 190H263V189H261ZM158 191H159V193H158ZM200 192H199V194H200ZM6 193H4V194H6ZM179 193H177V196ZM59 195H60V193H59ZM192 195H194V194H192ZM194 196H192L193 199H195ZM199 196L200 195H198V198H199ZM18 197H20V196H18ZM68 197H69V195H68ZM102 197L106 198L107 196L106 197L101 196L99 198L97 197V200L101 199ZM201 197H202V192H201ZM211 197H212V195H211ZM5 198L7 199V197H5ZM52 198H53V195L49 199L51 200ZM134 198H136L137 200ZM47 199H48V197H47ZM192 201H190V202L187 201V203L185 204V212L191 213L190 211H196L197 209H200L201 206L203 207V204H199V205L196 204L195 205ZM202 201H204V200H202ZM89 202H91V201H89ZM197 202H199V201L197 200ZM108 203H110V202H108ZM64 205H63V207H64ZM69 206H68V208H69ZM56 207H57V205H56ZM65 207H67V206H65ZM93 207H95V205ZM168 209L172 210L174 213H175V211H177L178 215L173 216V218L175 219L174 221H172V220L169 221V218L166 217ZM229 209L230 208L228 207L227 210H229ZM55 210H59V208L58 209L55 208ZM92 210H90V212ZM124 210H125V208H124ZM66 212L68 213L69 211H66ZM112 212H111V214H112ZM177 213H175V214H177ZM63 214H65V213H63ZM69 215H70V212H69ZM74 215L72 217H74ZM72 217H71V219H72ZM67 218L68 217L66 216V219ZM226 219H225V221H226ZM22 220H23V222H22ZM165 221H166V223H165V225H163L162 222L164 223ZM176 221H179V223H176ZM181 221H184L185 224L194 225V226H197V228H199L198 235H196L197 242L195 244L190 243L182 252H181V245H178V246H174V245L170 246L169 245V246L164 247L163 243L161 242V243H158L159 244L158 246L154 245V247H151L150 244L153 245L154 240H153V243H150L148 239L147 240L141 239L140 241H136L133 245L129 244V243H131V240L134 237V229L135 230H138V229L142 230L144 228H149V225H151V224H159V226H161V227H168L169 226L172 228H177V227H181ZM239 221H241V223H239L240 228H241V224L246 223L245 222L246 217L243 219H240ZM229 222H227V223H229ZM95 223H96V221H95ZM42 225H44V224H42ZM223 226H224V224H223ZM62 227H64V226H62ZM207 227H209V228H207ZM28 228L25 227L24 230L26 231V234H28V233L31 234L32 232H29L28 230H26ZM30 228H31V225H30ZM67 228H68V226H67ZM221 228H223V227L221 226ZM242 228H244V226ZM203 229H205V230L203 231ZM2 230H5V229H2ZM64 230H65V228H64ZM66 230L69 231V229H66ZM230 231H232V230H230ZM238 231H240V230H238ZM238 231H237V233L239 235V233L241 231L240 232H238ZM15 232H13V233H15ZM0 233H2V232H0ZM41 233H43V232H41ZM212 233L214 236L211 235ZM234 233L236 234V231ZM67 234H68V232H67ZM50 235H52V234H49L48 236H50ZM154 235H155V232H154ZM64 236H65V234H64ZM16 238H17V236L15 237V239ZM28 238H27V240H28ZM76 238H73V239L76 240ZM4 239L7 240L6 238H4ZM224 239H226V238H224ZM238 239H239V237H238ZM27 240H25V242ZM133 240L135 241V238ZM168 240H169V238H168ZM231 240H233V239L231 238ZM8 241H10V240H8ZM160 241H161V239H160ZM69 242H71V241L69 240L68 243ZM76 242H78V241H76ZM76 242H74L75 245L77 244ZM235 242H236V240H235ZM8 243L10 244V242H8ZM66 243H65V247H67ZM228 245L231 246V243ZM233 245H235V244H233ZM5 246H7V244ZM14 246H16V245H14ZM22 246H19V248H21ZM54 246H56V244ZM225 246H226V244H225ZM175 247L179 248L178 254L172 255L171 254L172 250ZM221 247H223L222 250H221ZM19 248H15L14 252L16 254L19 253V251H18ZM77 248H78V246H77ZM70 249H71V247H70ZM73 250H74V247H72V251ZM54 252L52 250L46 251L43 248H40L39 252L37 250H35L33 252L34 254L38 255V258L35 261H32L30 263H29V259L23 260V261L25 262V264H46V263L48 264L47 261L49 260V258L52 257ZM118 252H120V253H118ZM15 253H13V254H15ZM66 253H67V250H66ZM0 254H2V253H0ZM153 255L156 256L157 260H156V262L151 261V263H150L148 258L153 256ZM13 257L15 258V256H13ZM8 258L10 260L12 259L11 256ZM85 258H86V256H85ZM228 258H230V257H228ZM53 260H54V258H53ZM53 260H52V262H54ZM68 260H70V259H68ZM153 260H155V259H153ZM5 263L11 264L12 261L10 262L7 260V262H5Z\"/></svg>", "mask_w": 264, "mask_h": 264}]
</instances>
